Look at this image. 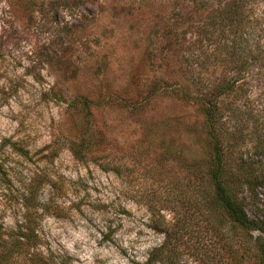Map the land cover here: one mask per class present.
Wrapping results in <instances>:
<instances>
[{
    "label": "rangeland",
    "instance_id": "374dc122",
    "mask_svg": "<svg viewBox=\"0 0 264 264\" xmlns=\"http://www.w3.org/2000/svg\"><path fill=\"white\" fill-rule=\"evenodd\" d=\"M123 2L0 0V228L34 204L41 249L64 264H257V232L203 200L188 168H205L202 116L170 88L151 96Z\"/></svg>",
    "mask_w": 264,
    "mask_h": 264
},
{
    "label": "trees",
    "instance_id": "16d2710c",
    "mask_svg": "<svg viewBox=\"0 0 264 264\" xmlns=\"http://www.w3.org/2000/svg\"><path fill=\"white\" fill-rule=\"evenodd\" d=\"M124 1L121 12L141 29L156 69L151 96L170 88L202 116L205 168L195 161L188 168L211 188L202 190L203 200L212 211L224 212L231 228L257 232L251 249L257 264H264V214L258 203L264 194V0ZM146 101L124 104L135 112ZM82 102L90 117L92 102ZM170 154L176 155L175 148ZM31 194L28 189L26 200H35ZM36 207L23 205L14 226L0 228L6 252L0 264H64L62 254L47 256L41 249Z\"/></svg>",
    "mask_w": 264,
    "mask_h": 264
}]
</instances>
